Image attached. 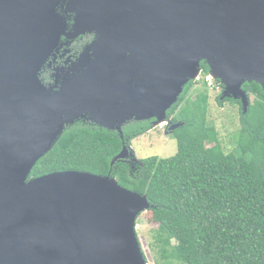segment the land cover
Segmentation results:
<instances>
[{
	"label": "water",
	"instance_id": "obj_1",
	"mask_svg": "<svg viewBox=\"0 0 264 264\" xmlns=\"http://www.w3.org/2000/svg\"><path fill=\"white\" fill-rule=\"evenodd\" d=\"M85 32L95 44L45 87L39 73L61 37ZM201 62L220 100L246 114L242 86L264 91V0H0V264H146L135 232L144 196L110 176L29 175L77 121L121 138L131 121L175 131L166 113ZM128 157L123 148L111 165Z\"/></svg>",
	"mask_w": 264,
	"mask_h": 264
},
{
	"label": "trees",
	"instance_id": "obj_2",
	"mask_svg": "<svg viewBox=\"0 0 264 264\" xmlns=\"http://www.w3.org/2000/svg\"><path fill=\"white\" fill-rule=\"evenodd\" d=\"M200 69L203 80L189 82L166 113L171 125L182 124L172 132L177 143L172 157L132 159L131 141L151 130L154 120L124 124L122 138L116 131L77 121L65 128L29 178L85 172L110 176L120 187L144 196L158 226L151 244L156 264H264V91L254 82L242 86L254 97L246 114L239 101L217 96L219 107L228 103L239 108L234 149L225 153L207 120L204 78L209 70L203 62ZM198 83L204 90L192 99L189 93ZM123 148L129 157L111 165Z\"/></svg>",
	"mask_w": 264,
	"mask_h": 264
},
{
	"label": "rangeland",
	"instance_id": "obj_3",
	"mask_svg": "<svg viewBox=\"0 0 264 264\" xmlns=\"http://www.w3.org/2000/svg\"><path fill=\"white\" fill-rule=\"evenodd\" d=\"M201 80L203 79L200 74L196 82ZM204 82L207 88V120L215 127L222 150L228 153L234 149L232 137L239 129V108L238 106L228 103H224L222 107H219L216 98L219 95L221 96L223 87L222 89L219 88L209 76L204 78ZM203 90L204 88L201 83L195 84L189 96L193 99L197 91L200 92ZM245 93L248 97V102H252V98H254L253 95L250 92ZM168 122L170 123L167 118L166 123ZM130 150L134 162L151 157L167 159L176 153L177 143L172 136V132H169L163 124L133 139L131 141ZM156 230H158V226L151 221V213L148 212V210L142 212L136 220L135 232L146 264H156L154 260L155 250L151 247V244L154 242L153 234Z\"/></svg>",
	"mask_w": 264,
	"mask_h": 264
},
{
	"label": "flooded vegetation",
	"instance_id": "obj_4",
	"mask_svg": "<svg viewBox=\"0 0 264 264\" xmlns=\"http://www.w3.org/2000/svg\"><path fill=\"white\" fill-rule=\"evenodd\" d=\"M57 13L64 19L66 25L65 33L68 34L72 32L75 14L69 11L67 2L58 6ZM96 41V34L89 32H85L73 40H67L65 37H61L59 47L53 55L49 57L39 73V79L42 84L45 87L55 86L56 76H62V73H66V70L75 63L88 48L94 45ZM88 55L91 57V52H89ZM59 82L60 81L56 83L59 84ZM54 90H57V87H55ZM87 123L92 124L90 122Z\"/></svg>",
	"mask_w": 264,
	"mask_h": 264
}]
</instances>
